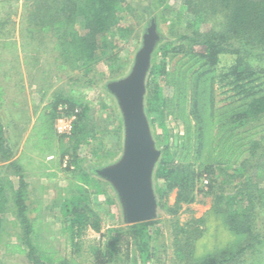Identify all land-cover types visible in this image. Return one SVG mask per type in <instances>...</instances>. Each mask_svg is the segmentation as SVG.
Listing matches in <instances>:
<instances>
[{
	"label": "rangeland",
	"instance_id": "obj_1",
	"mask_svg": "<svg viewBox=\"0 0 264 264\" xmlns=\"http://www.w3.org/2000/svg\"><path fill=\"white\" fill-rule=\"evenodd\" d=\"M125 2L128 8L121 14V26L129 33L115 38L117 59L114 64L119 69L112 72L105 60L88 69L79 66L60 68L63 59L53 50L51 36L29 30L32 1L0 0V92L3 93L0 125L4 142L12 150L10 161L3 160L0 154V178L8 177L14 190H18L19 175H22L27 216L30 219L41 216L44 234L50 245L71 264H97L98 258L102 261L110 241L106 237L107 230L125 231L127 227L115 191L103 180V194L88 193L90 206L102 220L100 232L90 227H70L61 215L63 201L77 193L74 187L77 170L91 173L96 168L115 163L122 155L124 135H118L117 131L119 127L124 129L122 115L115 98L105 91L106 84L129 73L145 29L155 14L161 21L165 20L160 29L166 39L156 51L154 65L159 68L150 77L151 90L163 88L165 96L172 98L175 75L191 65V62L186 63L187 58H184L180 48L184 44L181 36L191 34L183 23V14H186L184 0ZM143 7L151 9L152 14L142 13L140 10ZM181 16L183 22L179 20ZM207 27H210L209 24L204 29ZM164 52H168L166 56L162 55ZM235 59L236 55L229 52L220 55L213 81V109L210 100L206 102L208 110L201 112L206 139L200 154L196 150V138L187 140L188 125H196L189 102L186 112L173 115H167L165 109L164 112L160 108L149 109L153 129L157 136L161 135V147L168 144L169 152L177 162H183L188 157L186 162H191L196 172L201 173L196 182L194 203L183 205L176 214L168 209H158L155 226L157 255L150 264H189L191 255L188 245L192 250V260L222 252L226 258L235 255V260L227 264L264 263L263 214L258 216L256 212V239L251 241L248 237L241 238L235 234L216 207L220 203L217 195H233L241 187L238 181L230 183L226 179L229 169L237 168L245 161L253 167L254 162L264 166V116L242 122L239 127V124L230 126L228 123V115L232 111H240L246 104L237 91L227 85L229 80L224 78ZM250 61L255 67L264 68V58L251 57ZM162 65H165L164 70ZM192 69L196 70V67ZM190 73L187 72L189 81ZM259 76L262 79L256 81V85L264 83V73ZM258 88L264 91V84ZM206 90L209 91V85L204 92ZM204 96L209 98L211 95L204 93ZM58 98L77 103L80 106L78 111L81 105L88 107V119L91 128H94V139L90 143L78 144L68 137L70 134L63 136L57 133L58 119L74 115L62 113L63 107H59L60 112L56 111L54 103ZM159 112L163 114L158 116ZM161 115H164V128L159 126L163 120ZM255 142L260 145L256 156H253L250 149ZM251 156L254 160H250ZM12 163L18 164L21 169L15 168ZM206 165L212 167V173L204 172ZM260 166L248 174L253 175L254 182L263 185L264 174L260 172ZM256 176L260 178L256 179ZM175 196V193L169 196L168 206L174 204ZM17 212L14 200H10L3 212L0 264H37L27 254L12 256L4 252V243H19L25 234L20 223L13 228ZM122 238L120 248L115 249L113 260L107 264H136L134 244L127 233L124 232ZM246 243L260 244L256 251L248 249L240 254L238 248L245 247ZM127 255L130 256L129 261Z\"/></svg>",
	"mask_w": 264,
	"mask_h": 264
},
{
	"label": "trees",
	"instance_id": "obj_2",
	"mask_svg": "<svg viewBox=\"0 0 264 264\" xmlns=\"http://www.w3.org/2000/svg\"><path fill=\"white\" fill-rule=\"evenodd\" d=\"M31 1L33 10L30 16L29 30L51 36L54 42L53 50L58 52L60 58L63 59L60 68L66 69L70 66H79V68L88 69L98 61L105 60L112 72L119 69L114 64L117 59V53L114 52L117 47L115 42L117 39L115 38L129 33L128 29L121 26V14L128 8L125 0ZM184 5L186 7V14H183L185 20L183 22V16L179 20L185 23V29L191 30V34L185 33L181 36L184 44L180 48L183 50L184 58H187L186 63L191 62V65L185 71L175 75L176 78L173 81L176 84L172 86L174 89L172 98L165 96L163 88L157 87L151 90L150 77L159 68V66L155 67L154 65L157 58L155 56L156 51L166 39L160 29L161 23L165 20L161 21L155 14L153 17L156 19L161 40L152 58L146 80L147 92L145 96L146 113L152 134L157 148H161V156L153 176L158 209H168L173 214H176L183 205L194 203L196 182L201 173L196 172L191 162H186L188 157L184 159L185 162L183 160V162H177L175 156L169 152L168 144L164 143L165 145L163 144L164 146L161 147V135L157 136L153 129V117L149 113V109L151 107L160 108L163 112L165 109L168 112L167 115H173L176 112H186L189 102L191 105L190 113L196 120V125H193V127L190 124L188 125L187 140L189 142L191 139L196 138V150L200 154L206 139L201 112L208 110L206 102L210 100L213 109L215 72L220 62V55L229 52L236 55V59L224 78L229 80L227 85L232 86L237 91V94L241 96V100L246 101L243 109L237 112L232 111L228 115L229 125L237 126L239 124L237 126L239 127L242 122H250L264 116V91L258 88L264 83L255 84L256 81L262 79L259 75L264 73V68L255 67L250 61L251 57L264 58V0H184ZM140 11L147 15L152 14V10L148 8ZM208 24L210 27L204 29ZM167 53L164 52L162 55L166 56ZM164 66L163 70L165 69ZM194 67H196V70L192 69ZM189 71L191 72L190 81L187 79L189 77L187 72ZM207 85H209V91L204 92ZM105 91L109 93L106 86ZM204 93H209L211 96L207 98ZM177 100L178 103L175 104ZM2 102L3 93L0 92V106ZM59 107H63L62 113L76 115L73 130L70 135L67 134L68 137L70 136V139L75 140L78 144L90 143L94 139V128H91V122L88 119V107L81 105V110L78 111L80 106L77 103L70 102L66 98H58L54 103V108L59 111ZM163 112H159L158 116ZM164 115L160 117L163 119ZM159 126L164 128V119L160 121ZM117 131L118 135H124L122 127H119ZM115 133L117 132L115 131ZM259 145L260 143L255 142L252 149H250L253 156H256ZM186 149L188 150V148ZM0 154H2L5 161L12 159V150L4 142L1 125ZM251 159L254 160V157L251 156ZM255 160L257 162V159ZM12 164L18 170L21 169L17 166L18 164ZM254 164L255 167L260 166L255 162ZM71 165L70 163L68 167L70 168ZM74 165H76L75 162ZM255 167L245 161L239 167L229 169L226 172V179L230 183L238 181L241 187L233 195L223 193L217 195L220 203H217L216 206L227 226L241 238L248 237L251 241L256 239V212L258 216L261 213L264 216V184L260 185L257 181L254 182L253 175L248 174ZM204 170L208 173L213 172L210 165H206ZM259 170L264 174V166H260ZM19 177L21 180L18 190H14L8 177L0 178V243L4 231L3 212L10 200H14L18 207L13 228H16L20 223L24 227L25 233L19 243H4L5 254L12 256L27 254L37 264H71L68 259L60 255L50 245L44 234L45 230L41 216L33 219L27 216L28 210L23 197V177L22 175H19ZM74 178V187L77 193L63 201L61 215L70 227H90L94 231L100 232L102 220L90 206L88 193L103 194L101 183L103 179L99 178L94 170L88 173L81 169L76 171ZM258 178L260 177L256 176V179ZM172 193L176 194L175 202L172 206H168V199ZM157 221L152 220L130 225L126 227L125 231L108 229L106 237L110 241H108L107 253L105 256L103 255L102 261L99 258L97 259V264H107L113 260L115 249L121 246L120 242L123 239L124 232L128 234L130 241L135 246L137 252L135 263L150 264L153 262L157 255L155 246ZM258 244L260 243H246L245 247L238 248V252L242 254L248 249L256 251ZM185 245H188V243H185ZM188 250L192 257V250L189 245ZM191 257L188 260L189 264H227L235 260L234 254L226 258L222 252L213 253L197 260H192ZM126 259L129 261L130 256L127 255ZM253 264H261V262Z\"/></svg>",
	"mask_w": 264,
	"mask_h": 264
},
{
	"label": "water",
	"instance_id": "obj_3",
	"mask_svg": "<svg viewBox=\"0 0 264 264\" xmlns=\"http://www.w3.org/2000/svg\"><path fill=\"white\" fill-rule=\"evenodd\" d=\"M161 40L152 17L142 36L129 73L106 84L122 115L124 144L121 157L113 164L96 168V175L115 191L127 226L156 220L158 201L154 171L161 156L146 113V80L152 58Z\"/></svg>",
	"mask_w": 264,
	"mask_h": 264
},
{
	"label": "built area",
	"instance_id": "obj_4",
	"mask_svg": "<svg viewBox=\"0 0 264 264\" xmlns=\"http://www.w3.org/2000/svg\"><path fill=\"white\" fill-rule=\"evenodd\" d=\"M76 120V115L71 117H61L58 119L56 124V131L59 135L71 134L74 126V121Z\"/></svg>",
	"mask_w": 264,
	"mask_h": 264
}]
</instances>
